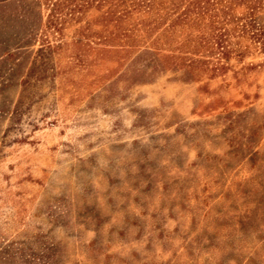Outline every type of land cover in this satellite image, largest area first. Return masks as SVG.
<instances>
[{
    "label": "rangeland",
    "instance_id": "rangeland-1",
    "mask_svg": "<svg viewBox=\"0 0 264 264\" xmlns=\"http://www.w3.org/2000/svg\"><path fill=\"white\" fill-rule=\"evenodd\" d=\"M67 4L0 0V264H264V51Z\"/></svg>",
    "mask_w": 264,
    "mask_h": 264
},
{
    "label": "trees",
    "instance_id": "trees-1",
    "mask_svg": "<svg viewBox=\"0 0 264 264\" xmlns=\"http://www.w3.org/2000/svg\"><path fill=\"white\" fill-rule=\"evenodd\" d=\"M47 4L50 10V21L55 10L57 13L71 4L68 13L81 12L85 7L92 4H106V10L103 12L106 20L112 17L118 18L124 11L120 8L115 15V7L125 6L128 3L132 9L147 10L153 13V23L159 24L162 19L172 16V22L181 21L182 23L192 20L195 22L205 21V29L208 36L204 38L203 44L212 50H218L226 53L230 50V35L233 32L236 36H244L252 40L264 51V20L256 21V10L264 11V0H42ZM180 6H182L180 8ZM236 8H242V13L238 14ZM163 9L162 13L158 11ZM52 14V17H51ZM157 17V18H156ZM206 19V20H204ZM161 20V21H160ZM184 21V22H183ZM228 24V25H227ZM229 26V27H227Z\"/></svg>",
    "mask_w": 264,
    "mask_h": 264
}]
</instances>
